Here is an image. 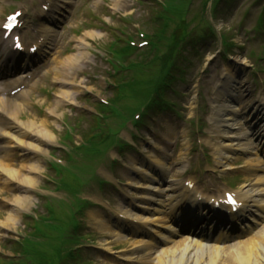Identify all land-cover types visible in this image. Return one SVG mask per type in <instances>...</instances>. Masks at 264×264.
<instances>
[{
    "label": "rangeland",
    "instance_id": "rangeland-1",
    "mask_svg": "<svg viewBox=\"0 0 264 264\" xmlns=\"http://www.w3.org/2000/svg\"><path fill=\"white\" fill-rule=\"evenodd\" d=\"M45 1L0 0V23L7 13L20 9L25 17V26L20 33L22 41L28 45L33 44L40 36V24H44L50 14L47 11L46 15H40ZM150 1L73 0L63 17V24L54 23L49 26L52 30V41H49L52 43V54L46 59H50V62L26 91L29 96L20 111L19 122L34 121L39 125L47 119L48 127L55 135V142L51 146L43 143L40 147L43 154L39 153V156L31 152L22 153L19 147L9 149L8 156L6 153L2 154L4 160L8 159L6 163L15 169L23 163L26 169L20 170L21 174L34 176L37 182L29 192L32 201L29 210L17 214L13 229L0 227V264H153L148 262L150 254L146 252L147 245L137 246L139 239L129 235L117 239L114 231L125 225L124 220L117 216L118 209L136 213L134 204L139 202L140 195L145 192L142 189L145 179L131 169L133 165L147 166L151 158H157L156 154L162 157L166 155L167 162L172 166L167 179L176 178L173 175L182 164H179L181 153L186 151L188 158L193 157V168L190 170L188 164H185L188 171H185V175L180 173L181 177L178 178H193L198 184V190L210 194L208 196L222 191L223 186L218 183L220 177L238 190L244 177L250 173L236 169L224 174L218 168H213V149L209 150L206 146L208 141L214 145L215 138L212 134L209 136L208 126L203 130L199 127L203 125L204 117L208 118L210 98L225 70L231 73L238 70V77L233 83V98L241 112L249 103L256 101L259 93H263L264 27L254 29L263 10V0H218L215 5L214 0H193L187 13L182 16L184 23L180 40L174 43L171 33L175 23L179 21L176 19L171 23V28H165L160 33L165 39L162 50L160 45L156 53L148 57H145L147 52L136 51L130 59L131 64L127 65L128 78L140 80L136 83L140 85L139 91L132 88L114 119L116 126L111 132L114 134L121 127L117 134L119 143L123 146L112 148L109 154L112 157L115 154V163L108 162L105 167L100 168L102 177L107 181L111 180L114 188L109 187L107 181L97 184L90 180L83 194L88 198L90 206L81 201L78 195L62 201L66 198L63 195L65 190L59 188L63 179L51 167V155L55 157L53 160L56 163H60L68 153L72 155L73 144L83 139V132L91 130L95 116L94 106L112 96V82L115 81L112 76L119 74L113 72L106 60L112 41L120 38L121 41L117 44L124 46L122 42L128 35L137 37L138 29H143L149 35L157 30L153 19L157 16ZM204 29L205 33L201 36ZM222 33L229 37L227 41L231 42L228 47L231 53L225 54L223 51ZM154 46L150 44L148 47ZM80 55L84 60L72 71L68 80L72 84L62 86L60 82L64 76H59L55 83V72L51 69L55 65V59L58 58V62H61L68 56ZM242 58L247 59L245 67L237 64ZM138 60H144L146 65H140ZM160 63H165L166 68H172V74L167 78L169 85H163L165 75ZM158 90H161L160 95L157 94ZM60 91H71L70 94L73 97L75 95V98L56 109L54 118L49 114L54 101L60 97ZM139 94L156 96L157 107L149 114L145 113L143 122L137 128L132 129L133 126L129 125L125 128L122 124L128 116L127 106H132ZM97 108L103 111L107 109L100 105ZM231 134L238 135L239 131L233 128ZM66 136H71V139ZM65 138L68 139V149L59 142L65 141ZM26 141L33 145L35 140L27 137ZM126 141L131 144L130 147H126ZM131 158L133 160L130 163ZM33 163L40 166V170L34 175L27 172V166L30 167ZM204 163L212 166V170H206ZM240 163L239 161L238 164ZM89 165L88 163L87 166ZM109 169H112L114 175L108 172ZM92 170L93 164L90 166V171ZM84 173L83 170L81 175ZM53 179H56L55 184L52 183ZM3 181L0 179V223H5L7 213L16 207L13 196H21L23 193L22 190L13 188L15 183L12 187ZM210 181L217 186L209 185ZM66 184L69 189L77 187L78 192L84 190V183L79 180L75 170L67 175ZM86 205L88 208L79 217L81 227L78 225L75 229L73 216L81 206ZM92 214H96L95 220ZM24 232L31 236L22 237ZM28 242H32V246ZM247 245L248 243L238 245L233 250H243L232 257L224 256V252L221 262L244 264L241 261L247 260L246 264H264V248L259 252L252 247L247 255Z\"/></svg>",
    "mask_w": 264,
    "mask_h": 264
},
{
    "label": "bare ground",
    "instance_id": "bare-ground-1",
    "mask_svg": "<svg viewBox=\"0 0 264 264\" xmlns=\"http://www.w3.org/2000/svg\"><path fill=\"white\" fill-rule=\"evenodd\" d=\"M71 2L72 0H55V4H53L52 1H48L47 7L49 9L55 7L54 9L56 10H52L48 16L49 22H55V18ZM41 29L43 31V41L48 44L49 27L45 25ZM12 45V39L4 38L3 30L0 31V59L18 60L20 58L19 55H13ZM37 46L39 47V54L40 52H44L40 48L41 43H37ZM26 50L25 54L29 52V48ZM5 56H9V58ZM83 58L81 55L68 56L61 62H58L59 59L56 58L55 65L51 66V69L55 72V83L59 80V76H64V79L60 82L61 85L70 86L72 83L68 81L70 79L69 75L71 71L79 67L84 60ZM25 60L27 59L25 58ZM235 73H238V70L234 73L225 70L221 74V80L215 85L212 97L210 98L211 112L208 119L212 124V131L215 132L217 141V145L214 146V165H218L222 172L234 168V162L239 159V154H251L242 161L241 167L243 170L252 171L251 175L254 176V179H246L248 184L245 183L246 185H243L240 191H234L236 200L240 203L238 213L228 216L231 213L224 211L220 206L219 214L215 212L213 214L218 219H210L211 210L204 201L198 200L188 190L183 189L184 187L180 182L177 184L172 180L164 178L171 169L167 166L165 158L163 160V157H157L151 160L148 168L139 165H135L134 167L133 165V169L149 181L145 182L146 184L144 185L146 193L136 205L137 208L141 211H146L147 214L137 215L125 210L122 211L128 220L136 223V226H133V224L122 225L124 226L123 233L144 235V237L149 233L153 235V238L163 239L164 242L170 241L171 237L175 235L177 229L174 227V222H185L186 225H189L198 218L201 221L207 219L210 224L215 226L221 224L223 220L224 223L228 224V220L231 218L233 223L235 220L239 221V230H246L250 227L249 222L255 225L257 223L255 218L262 216V212H264V186L262 185L264 183V163L261 162L257 152L264 151V110L260 108L259 102L250 103L247 107V114L250 118L244 119L241 125H236V121L239 120L238 113L240 109L232 101V82L235 79ZM70 93L71 91H60V97L54 101V106L49 115L56 118V109L66 101L70 102V100H74L75 95L73 97ZM26 96H29V93L22 91L12 98H0V179H3V183L9 184L12 187L13 183H15V187L13 188L23 191L21 196H13V204L16 207L7 213L4 219L5 223H0V227L7 230L14 228L17 222V214L29 210L32 202L29 192L34 189L37 179L34 176L22 175L20 170L26 169L24 164H20L18 169H15V167L6 163L8 159L4 160L5 158L2 154L6 153L7 156L10 155L9 149L13 147H19L22 152L31 151L39 153L43 142L53 143L55 140L54 133L48 127L47 119L41 121L39 125H36L34 121L27 123L19 122L20 111L26 104ZM58 118L59 116H57ZM245 123H250V125L253 123L254 128L256 127L257 130L254 133L255 142L251 137L247 136L248 131L242 130ZM237 127L242 130L238 137H236L237 135H232L231 131H229ZM27 137L35 140L33 145H30L26 141ZM132 160L131 158L130 163ZM27 167V172L33 175L40 170V166L36 165V163ZM183 167L184 164L181 165V169ZM249 186L252 189H249ZM91 216L94 220L96 219V214H92ZM123 223L125 224L124 221ZM203 229L206 230V227H203ZM212 229V226L208 228L211 231ZM201 232L204 233L203 230ZM118 234L116 235L117 239L122 237ZM204 235L210 236L209 233H204ZM149 241L143 238L137 246L149 244ZM242 243H248L246 248L247 255L250 254L252 247H254V251L262 252L264 248V223L250 238L228 245L222 249L198 243L197 239L182 238L173 242L170 246L159 250L153 264H223L221 256L224 252V256L229 255L232 257L243 250H233ZM157 250V248L148 249L151 253H155ZM241 262L246 264L247 260H242Z\"/></svg>",
    "mask_w": 264,
    "mask_h": 264
},
{
    "label": "snow or ice",
    "instance_id": "snow-or-ice-1",
    "mask_svg": "<svg viewBox=\"0 0 264 264\" xmlns=\"http://www.w3.org/2000/svg\"><path fill=\"white\" fill-rule=\"evenodd\" d=\"M14 19V18H13Z\"/></svg>",
    "mask_w": 264,
    "mask_h": 264
}]
</instances>
